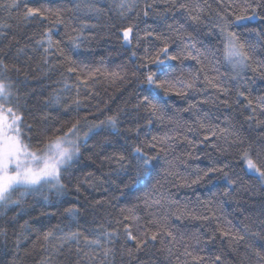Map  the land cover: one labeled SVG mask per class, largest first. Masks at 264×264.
Listing matches in <instances>:
<instances>
[{
	"label": "snow or ice",
	"instance_id": "obj_1",
	"mask_svg": "<svg viewBox=\"0 0 264 264\" xmlns=\"http://www.w3.org/2000/svg\"><path fill=\"white\" fill-rule=\"evenodd\" d=\"M215 2L212 12L199 0H0V220L14 213L11 234L0 226V264L26 246L15 225L29 197L31 211L62 208L78 228L58 230L66 264H229L240 251L264 264V206L254 221L232 199L253 187L245 176L264 191V0ZM101 18L119 43L111 72L86 47ZM33 63L46 70L36 87ZM53 74L60 89L46 95ZM105 80L130 90V106L98 99ZM200 153L210 162L189 171ZM119 200L128 206L100 214Z\"/></svg>",
	"mask_w": 264,
	"mask_h": 264
},
{
	"label": "trees",
	"instance_id": "obj_2",
	"mask_svg": "<svg viewBox=\"0 0 264 264\" xmlns=\"http://www.w3.org/2000/svg\"><path fill=\"white\" fill-rule=\"evenodd\" d=\"M104 0H101V3H103ZM200 3H207L211 6V11L214 12L216 9V2L215 0H199ZM206 15L209 14L208 10H206ZM105 18H101L99 24L97 25L95 29V33L97 38L93 39L90 43V45H87L86 47H90L94 55L92 57H89V59H95L97 61L96 66L100 67L102 70H107L108 72L117 70V66L121 63V60L119 56L117 55L115 49L119 48V43L117 41V38L113 36H109L106 31L101 30L103 28ZM95 23V21H93ZM123 52V49L120 50ZM101 57H104V63L100 64L99 60ZM224 69H221L223 71ZM46 72L45 69H41L40 71H36V64L33 63L31 74L29 75L28 79L29 81H32L31 87H36L35 80L41 79L44 76V73ZM249 75H251L249 73ZM60 77L58 74H53L51 79H44L42 87L46 89V95H51L53 88L59 90L60 86L55 84L54 82L59 80ZM71 83V81H69ZM48 85H52L51 88L47 87ZM40 89L37 88V91ZM95 90L99 92V100H102L108 104L109 107L115 111L118 107H125L130 106L126 105V101L130 99V90L129 92H124L122 88H115V87H109L107 84V81L105 80L102 83H98L95 85ZM64 96L67 95V93H63ZM201 97H198L197 99H200ZM95 104L96 101H93ZM177 105H184V102L176 99ZM101 107H104V104H101ZM84 113H81L83 115ZM107 114V113H106ZM103 118V117H101ZM242 119V117H241ZM98 139V138H97ZM95 143V140L90 141L89 145ZM183 142H181L182 144ZM184 147L181 146L177 149V154H182L184 152ZM96 151H100V149H96ZM108 152H111L112 149H107ZM89 153H85V156L87 157ZM200 159L198 161H195L193 164V167L189 169V171L195 170V165L199 164L201 167L208 164L210 161L207 159L204 155V153H200ZM217 154L212 153V159H216ZM98 166V165H97ZM89 171L93 169H88ZM110 169L105 166L103 169V172L107 173ZM185 175L188 174L187 172L184 173ZM244 182L246 185H253V187L247 192L243 193L241 192L239 196L232 197L233 200L239 199L242 203H246V206L248 208V211L244 214V216L251 217L254 221L257 218H260L261 216V210L262 206H264V191H261L258 186L254 185V182L250 181L248 177H244ZM119 183V181H117ZM120 187L123 189V185H120ZM113 188H115V185H113ZM188 191L190 194L191 190H185ZM201 192L204 191V189H200ZM215 191V189H213ZM90 193V195H89ZM89 193H82L83 196L91 199H104L105 194L100 191L96 190L93 191L89 189ZM113 193L109 192L108 195H112ZM116 196H119V192L114 193ZM136 195H143V193H137ZM74 197H69V199H72ZM33 203V198L29 197L27 204L22 205V207L25 210V213L30 212L29 214L23 215L22 219H19L18 223L15 225V230L18 232V234H22L26 240V246L20 248L19 251V260L17 261V264H48L49 261H51V264H66V260L63 258V256L56 253L57 246L60 245L62 242L60 240V236L63 234L62 232L58 231L59 229H63L66 231H77L78 228L76 226H73L71 224V221L65 220L61 216L62 208L57 211L56 208L52 207L51 205H40L36 207L35 211H31L30 205ZM114 204L116 205L114 208H109L107 211L104 209L99 210L100 214L104 216L105 218L110 219L111 216H114L119 212L121 208L127 207L126 200H119L115 201ZM222 211L223 213L231 212L232 207H228L226 205H222ZM234 207V205H233ZM19 211V210H17ZM41 212H49V213H56L54 216H44L40 218V224H32L30 223L28 227L31 229V232H22L21 231V225H24L25 221H31L34 220L39 213ZM110 214V215H109ZM3 215V212L0 211V216ZM14 215V213L9 212L8 217H6L4 220H0V226L8 228L9 234L13 231L12 227H9L7 224V220L11 218ZM244 216L237 217V220H244ZM99 219V217H97ZM89 219H91V216H89ZM247 222V221H245ZM236 223V221H234ZM242 227V225H240ZM42 229V230H41ZM52 232L54 239H51L50 241H44L43 240V233L44 232ZM76 247L75 244H69L67 248H65L64 255H67L68 251L70 249H74ZM251 254L245 253L244 251H240L238 253L234 254L233 258L229 259V264H255L254 259H250Z\"/></svg>",
	"mask_w": 264,
	"mask_h": 264
}]
</instances>
